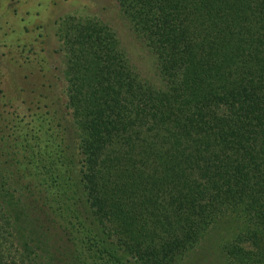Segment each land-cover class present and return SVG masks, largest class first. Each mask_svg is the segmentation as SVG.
Masks as SVG:
<instances>
[{
  "label": "trees",
  "instance_id": "16d2710c",
  "mask_svg": "<svg viewBox=\"0 0 264 264\" xmlns=\"http://www.w3.org/2000/svg\"><path fill=\"white\" fill-rule=\"evenodd\" d=\"M119 1L165 87L143 83L103 25L82 23L68 42L76 149L51 120L32 138L0 134L47 223L46 264H176L227 217L237 226L213 250L264 264V0ZM0 264H31L1 201Z\"/></svg>",
  "mask_w": 264,
  "mask_h": 264
},
{
  "label": "rangeland",
  "instance_id": "374dc122",
  "mask_svg": "<svg viewBox=\"0 0 264 264\" xmlns=\"http://www.w3.org/2000/svg\"><path fill=\"white\" fill-rule=\"evenodd\" d=\"M82 23L92 28L103 25L139 79L155 89L165 87L154 53L119 0H0V134L32 138L36 128H48L46 122L51 120L76 149L77 134L67 108L68 42ZM49 132L42 134L38 145L48 146ZM14 146L10 141L0 143V150ZM3 162L0 158V201L12 221L19 250L27 262L46 264L47 223L30 209L29 194L19 189ZM235 226L237 222L227 217L176 264H229L226 255L212 247L216 235L226 236Z\"/></svg>",
  "mask_w": 264,
  "mask_h": 264
}]
</instances>
